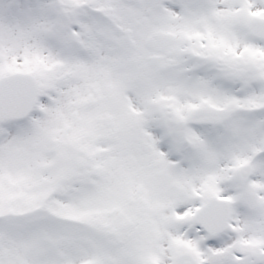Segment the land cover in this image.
Returning <instances> with one entry per match:
<instances>
[{
  "label": "snow or ice",
  "instance_id": "6c2138e0",
  "mask_svg": "<svg viewBox=\"0 0 264 264\" xmlns=\"http://www.w3.org/2000/svg\"><path fill=\"white\" fill-rule=\"evenodd\" d=\"M0 264H264V0H0Z\"/></svg>",
  "mask_w": 264,
  "mask_h": 264
}]
</instances>
